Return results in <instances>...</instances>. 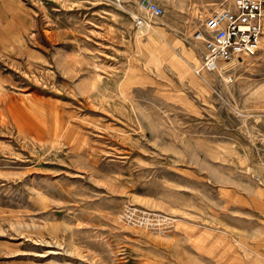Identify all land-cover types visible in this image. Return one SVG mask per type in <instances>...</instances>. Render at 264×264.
Wrapping results in <instances>:
<instances>
[{
  "label": "rangeland",
  "instance_id": "374dc122",
  "mask_svg": "<svg viewBox=\"0 0 264 264\" xmlns=\"http://www.w3.org/2000/svg\"><path fill=\"white\" fill-rule=\"evenodd\" d=\"M157 1L0 0V264H264V37L205 73L223 0Z\"/></svg>",
  "mask_w": 264,
  "mask_h": 264
},
{
  "label": "built area",
  "instance_id": "2783aa9c",
  "mask_svg": "<svg viewBox=\"0 0 264 264\" xmlns=\"http://www.w3.org/2000/svg\"><path fill=\"white\" fill-rule=\"evenodd\" d=\"M121 3V0H117ZM134 23L146 26L149 13L159 16L164 7L157 0H138ZM264 34V0H223L206 16L204 29L196 34L204 42L201 68L232 80V70L260 49Z\"/></svg>",
  "mask_w": 264,
  "mask_h": 264
},
{
  "label": "bare ground",
  "instance_id": "6f19581e",
  "mask_svg": "<svg viewBox=\"0 0 264 264\" xmlns=\"http://www.w3.org/2000/svg\"><path fill=\"white\" fill-rule=\"evenodd\" d=\"M147 26L148 27H150V23L148 22L147 23ZM153 28V27H152ZM264 37V36H263ZM263 37L261 38V41H260V45H261V43H262V39H263ZM202 70L206 73L207 72V70H205L204 68H202Z\"/></svg>",
  "mask_w": 264,
  "mask_h": 264
}]
</instances>
